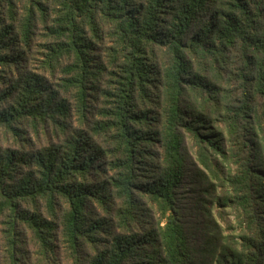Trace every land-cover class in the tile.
<instances>
[{
  "label": "trees",
  "instance_id": "trees-1",
  "mask_svg": "<svg viewBox=\"0 0 264 264\" xmlns=\"http://www.w3.org/2000/svg\"><path fill=\"white\" fill-rule=\"evenodd\" d=\"M0 264H264V0H0Z\"/></svg>",
  "mask_w": 264,
  "mask_h": 264
},
{
  "label": "rangeland",
  "instance_id": "rangeland-1",
  "mask_svg": "<svg viewBox=\"0 0 264 264\" xmlns=\"http://www.w3.org/2000/svg\"><path fill=\"white\" fill-rule=\"evenodd\" d=\"M190 156L192 157V159H195L194 150H190ZM189 172H190V174L195 175V173H196L195 167L190 166ZM215 183H217L216 184V195L217 196L223 195V188L220 186L219 182L215 181ZM192 185H193V183H191V181H188L186 183V191H185L186 200H184V201L188 207H191L192 197H194V194H192V189H193ZM230 205H231V203L230 204H224V205H220V204L217 205L216 204V210H218L220 213H218L217 211H214V213H213L215 220L224 229V233L226 235H228L229 232L233 231L234 228H232V227L236 225L235 224L236 217H235L233 210L231 209ZM190 217H191V219H193V221L198 223L199 226H201V223H202L201 217L195 216L194 214H190ZM230 224L232 227L229 226ZM199 236L203 237L204 233H202L200 231Z\"/></svg>",
  "mask_w": 264,
  "mask_h": 264
}]
</instances>
